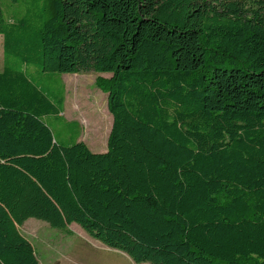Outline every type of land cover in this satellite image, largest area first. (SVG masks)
<instances>
[{
  "label": "trees",
  "instance_id": "1",
  "mask_svg": "<svg viewBox=\"0 0 264 264\" xmlns=\"http://www.w3.org/2000/svg\"><path fill=\"white\" fill-rule=\"evenodd\" d=\"M10 1L0 264H39L31 218L136 264H264V0ZM86 72L109 75L102 153L43 121L63 112L50 75Z\"/></svg>",
  "mask_w": 264,
  "mask_h": 264
},
{
  "label": "rangeland",
  "instance_id": "2",
  "mask_svg": "<svg viewBox=\"0 0 264 264\" xmlns=\"http://www.w3.org/2000/svg\"><path fill=\"white\" fill-rule=\"evenodd\" d=\"M0 2L4 4L2 10L7 16L12 12L7 6L16 8L10 0ZM2 44L0 35V71L3 67ZM50 76L57 81L56 88L64 89L62 114L43 118L55 139L64 145L81 141L93 153L105 152L112 117L107 109V95L95 81L99 76L109 75L86 72ZM19 231L34 247L39 264H136L125 253L93 240L76 224L63 231L31 218L19 227Z\"/></svg>",
  "mask_w": 264,
  "mask_h": 264
}]
</instances>
